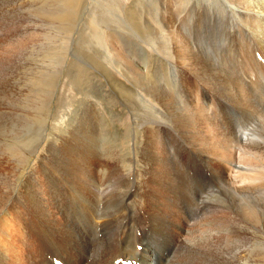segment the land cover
Masks as SVG:
<instances>
[{"label": "rangeland", "instance_id": "rangeland-1", "mask_svg": "<svg viewBox=\"0 0 264 264\" xmlns=\"http://www.w3.org/2000/svg\"><path fill=\"white\" fill-rule=\"evenodd\" d=\"M9 1L0 0V13L4 15L0 18V54L11 62V74L0 70L1 81H5L0 89V221L4 214L11 213L16 200H27V193L38 191L46 196L41 181L42 171L55 165L52 158L44 160L52 155L51 144L61 148V139L75 133L78 146L83 139L79 133L93 131L98 135L101 154L88 180L75 182V196H84L85 200L84 205L75 203V225L81 227L75 235V258L67 247L62 257L42 245L39 252L46 264H147L149 256L152 264H160L156 258L163 264H264V188L258 189L264 186V158H260L264 157V114L244 108L236 86L241 81L250 83L256 91L264 88V15L259 14L264 10L262 0H21L30 4L20 2L16 13L7 16L11 11ZM44 3L50 11L47 20L37 13ZM245 12L252 14L243 16ZM23 15L31 16V20ZM256 22L259 25L255 29ZM26 30L31 35L23 36ZM213 62L221 68L212 69ZM6 82L11 86L7 90L18 95L13 97L4 91ZM158 97H164L165 103ZM197 103L205 104L208 112L199 111ZM91 114L96 124L89 120ZM24 119L30 121L28 127ZM209 126L220 130L219 135L226 140L222 142L219 135L215 139L207 136ZM148 131L157 133V138ZM28 146L35 149L31 155L26 153ZM153 146L166 148L168 154L165 150L161 164H152L150 169L145 151ZM64 163L61 158L54 172L61 183L57 191L64 186ZM233 172L239 184L222 180V175L231 176ZM66 190V195L72 193ZM179 196L190 202L188 208ZM23 205L15 208L31 223L45 228L28 205ZM89 207L90 213L96 212L97 221L85 220ZM249 208L258 224L250 226L246 222L248 215L252 216ZM153 209L159 213L157 221L152 219ZM0 225L6 231L14 229L11 225L6 228L3 220ZM215 225L218 230L214 233L211 230ZM248 232L250 236H246ZM211 234L218 242L214 244L209 238L206 244L222 250L193 255L196 246ZM25 242L21 247L29 250L19 257L22 264L30 261V248L34 247L27 237L21 239V244Z\"/></svg>", "mask_w": 264, "mask_h": 264}, {"label": "bare ground", "instance_id": "bare-ground-1", "mask_svg": "<svg viewBox=\"0 0 264 264\" xmlns=\"http://www.w3.org/2000/svg\"><path fill=\"white\" fill-rule=\"evenodd\" d=\"M171 1V0H170ZM173 1V0H172ZM232 1V0H231ZM246 1V0H245ZM249 1V0H248ZM3 2V1H2ZM20 2H24V3H26V5H29L30 4V2H25V1H21V0H12V1H9V5H10V8H11V11L9 12V14H7V16L9 15V16H12V15H14L15 13H16V11L21 7V5H20ZM174 2V1H173ZM251 2V1H250ZM171 3V2H170ZM262 3H264V0H262ZM261 3V4H262ZM169 4V3H168ZM175 4V3H174ZM248 4H249V2H248ZM234 5H235V3H234ZM259 5V4H258ZM257 5V6H258ZM169 7H170V5H169ZM251 7V6H250ZM254 7H256V6H254ZM164 8V7H163ZM174 8V7H173ZM235 9H236V7H234ZM263 8H264V6H263ZM9 9V8H8ZM172 9V8H171ZM177 9V8H176ZM234 9V10H235ZM255 9V8H254ZM256 9H257V7H256ZM255 9V10H256ZM261 9H262V6H261ZM260 9V10H261ZM39 11L37 12L38 14H39V16L41 17V19H44V20H47L48 18H49V13H50V11H49V8H48V5H46V3H44V4H42L41 5V7L38 9ZM163 10V9H162ZM263 10V9H262ZM21 11V10H20ZM235 11H237V10H235ZM258 11V10H257ZM261 12H262V15H264L263 14V12H264V10L263 11H260V15H261ZM3 13V12H2ZM175 13H176V11H175ZM37 14V15H38ZM176 14H178V13H176ZM252 14V12H245V14H243V16H249V15H251ZM2 14L0 13V18L2 17V16H4V15H2ZM17 15V14H16ZM21 15V14H20ZM31 15H34V12H31ZM175 15V14H174ZM255 15V14H254ZM190 16V15H189ZM24 17V19H26V20H31V16H22V18ZM170 17V16H169ZM177 17H179V16H177ZM237 17H239V16H237ZM159 18V17H158ZM161 18V17H160ZM159 18V19H160ZM191 18H193V17H191ZM233 18V17H232ZM235 18V17H234ZM20 19V18H19ZM36 19V18H35ZM132 19V18H131ZM157 19V18H156ZM3 20V19H2ZM17 20V19H16ZM21 20V19H20ZM129 20V19H128ZM174 20H175V18H174ZM215 20V19H214ZM137 21V20H136ZM142 21V20H141ZM158 21V20H157ZM176 21V20H175ZM178 21V20H177ZM131 22V21H130ZM129 22V23H130ZM135 22V21H134ZM147 22V21H146ZM161 22V21H160ZM170 22V21H169ZM172 22V21H171ZM180 22V21H179ZM184 22V21H183ZM141 22H139V24H140ZM153 23V22H152ZM158 23H159V21H158ZM162 23H163V19H162ZM167 23V22H166ZM173 23V22H172ZM241 23V22H240ZM249 23V22H248ZM138 24V25H139ZM170 24V23H169ZM175 24V23H174ZM177 24V23H176ZM234 24H237V23H234ZM239 24V23H238ZM141 25H143L142 23H141ZM146 25V24H145ZM162 25V24H161ZM164 25V24H163ZM187 25H189V24H187ZM205 25H207V24H205ZM242 25V24H241ZM258 25H259V23H255L254 24V27H255V29L258 27ZM134 26H136L137 27V24L136 25H134ZM147 26H150V25H147ZM175 26V25H174ZM204 26V25H203ZM248 26V25H247ZM130 27H132V26H130ZM144 27V26H143ZM152 27L153 26H151V29H152ZM155 27H157V26H155ZM169 27V26H168ZM176 27V26H175ZM211 27V26H210ZM138 29H139V27H137ZM136 28V29H137ZM159 28V27H158ZM171 28V27H170ZM183 28L185 29L186 27L183 25ZM240 28V27H239ZM246 28V27H245ZM130 29H132V28H130ZM134 29V28H133ZM137 29V30H138ZM144 30H145V27L143 28ZM163 29V28H162ZM167 29V28H166ZM191 29V28H190ZM136 30V31H137ZM144 30H143V32H144ZM181 30V29H180ZM208 30V29H207ZM250 30V29H249ZM30 31V30H29ZM134 31V30H133ZM165 31V30H164ZM168 31V30H167ZM185 31V30H184ZM142 32V33H143ZM146 32V31H145ZM147 32H148V30H147ZM146 32V33H147ZM151 32V31H150ZM154 32V31H153ZM159 32H160V30H159ZM174 32V31H173ZM182 32V31H181ZM206 32V31H205ZM208 32V31H207ZM221 32V31H220ZM138 33V32H137ZM149 33V32H148ZM176 33H177V31H176ZM188 33V32H187ZM235 33V32H234ZM238 33V32H237ZM28 34H30L29 32H28V30H26V34L25 35H23V36H27ZM154 34H156V32L154 33ZM164 34V33H163ZM183 34V33H182ZM202 34V33H201ZM31 35V34H30ZM152 36V35H151ZM168 36V35H167ZM193 36V35H192ZM264 36V35H263ZM162 37V36H161ZM164 37V36H163ZM165 37H166V35H165ZM177 37V36H176ZM167 38V37H166ZM166 38H165V40H166ZM171 38V37H170ZM178 38V37H177ZM177 38H176V40H177ZM191 38V37H190ZM214 38V37H213ZM263 38V37H262ZM159 39V38H158ZM162 39V38H161ZM175 39V38H174ZM194 39H196V38H194ZM206 39V38H205ZM179 40H182L181 38H179ZM170 41V40H169ZM178 41V40H177ZM177 41H176V43H177ZM201 41V40H200ZM247 41V40H246ZM11 42H13V41H11ZM175 42V41H174ZM130 43V42H129ZM165 43V42H164ZM171 43V42H170ZM195 43V42H194ZM247 43V42H246ZM181 44V43H180ZM186 44V43H185ZM189 44V43H188ZM242 44V43H241ZM157 45V44H156ZM165 45V44H164ZM166 45H168L167 44V40H166ZM170 45V44H169ZM172 45V44H171ZM170 45V46H171ZM187 45V44H186ZM199 45V44H198ZM202 45V44H201ZM179 46V45H178ZM182 45H180V47H181ZM200 46V45H199ZM211 46H212V44H211ZM188 47V46H187ZM205 47V46H204ZM182 48V47H181ZM184 48V47H183ZM199 48V47H198ZM201 48V47H200ZM209 48V47H208ZM207 48V49H208ZM248 48V47H247ZM193 49V48H192ZM158 50V49H157ZM172 50V49H171ZM160 51V50H159ZM182 51V50H181ZM190 51H191V48H190ZM164 52H166L165 50H164ZM192 52V51H191ZM190 52V53H191ZM207 52V51H206ZM181 53V52H180ZM199 53H200V51H199ZM161 54V53H160ZM170 54H171V52H170ZM174 54V53H173ZM183 55V54H182ZM204 55V54H203ZM163 56V55H162ZM197 56V55H196ZM200 57H201V55H200ZM207 57V56H206ZM206 57H205V59H206ZM210 57V56H209ZM216 57H218V56H216ZM129 58V57H128ZM63 59V58H62ZM139 59V58H138ZM186 59H187V57H186ZM193 59H194V57H193ZM197 59V58H196ZM200 59V58H199ZM198 59V60H199ZM204 59V60H205ZM210 59V58H209ZM216 59V58H215ZM219 59V58H218ZM0 70L2 71V73L4 72V73H6L9 69H10V66H11V62H10V60L8 59V58H3L2 59V54H0ZM188 60V59H187ZM202 60V59H201ZM212 60V59H211ZM210 60V61H211ZM64 61H65V59H64ZM64 61H63V64H64ZM177 61V60H176ZM209 60H208V63L210 62ZM189 62V61H188ZM135 63V62H134ZM186 63V62H185ZM193 63V62H192ZM196 63H197V61H196ZM207 63V62H206ZM216 62H213V64H212V69L213 68H218V66L215 64ZM219 63V62H218ZM181 64V63H180ZM198 64H199V62H198ZM197 64V65H198ZM61 65V64H60ZM59 65V66H60ZM201 65V64H200ZM206 65V64H205ZM204 65V66H205ZM208 65V64H207ZM225 65V64H224ZM199 66V65H198ZM197 66V67H198ZM199 67H201V66H199ZM220 67V66H219ZM224 67V66H223ZM207 68V67H206ZM208 68H209V66H208ZM221 68V67H220ZM219 68V69H220ZM203 69V68H202ZM205 69V68H204ZM226 69V68H225ZM132 71V70H131ZM202 71V70H201ZM204 71V73H206V70H203ZM213 71V70H212ZM226 71V70H225ZM235 71V70H234ZM9 72V71H8ZM7 72V73H8ZM137 72V71H136ZM194 72V71H193ZM217 71H215V73H216ZM224 72V71H223ZM10 74H11V72H9ZM138 73V72H137ZM212 73V72H211ZM225 73V72H224ZM224 73H223V75L222 76H224ZM228 73V72H227ZM140 74V73H139ZM194 74H196L195 72H194ZM217 74V73H216ZM138 75V74H137ZM206 75V74H205ZM220 75V74H219ZM218 75V76H219ZM10 76V75H9ZM56 76H57V74H56ZM139 76V75H138ZM145 76V75H144ZM214 76H215V74H214ZM227 76V75H226ZM233 76H234V74H233ZM5 77V76H4ZM202 77V76H201ZM232 77V76H231ZM1 78H2V76H1V73H0V89H1V85H2V83H5V81L3 80V81H1ZM145 78V77H144ZM223 78V77H222ZM230 78V77H229ZM139 79V78H138ZM207 79V78H206ZM209 79H210V77H209ZM241 79V78H240ZM47 80V79H46ZM135 80V79H134ZM154 80H156V79H154ZM212 80V79H211ZM215 80V79H214ZM219 80V79H218ZM227 80V79H226ZM225 80V81H226ZM232 80V79H231ZM239 80V79H238ZM138 81V80H137ZM140 81V80H139ZM149 81H150V79H149ZM148 80H146V83L147 82H149ZM206 81V80H205ZM205 81H204V83H205ZM209 81V80H208ZM236 81V80H235ZM213 82V81H212ZM220 82V81H219ZM227 82V81H226ZM233 82V81H232ZM53 83L55 84V76H54V80H53ZM135 83V82H134ZM141 83V82H140ZM150 83V82H149ZM165 83H167V82H165ZM208 83V82H207ZM214 83H216V82H214ZM224 83V82H223ZM230 83V82H229ZM54 84H53V86L52 87H54ZM138 84V83H137ZM152 84H154V83H152ZM6 86H5V88H4V91H7L8 93H11L12 94V96L14 97V96H16V95H18L15 91H11V90H7V87H11L10 86V84H8V82H6V84H5ZM147 85V84H146ZM181 85V84H180ZM212 85H213V83H212ZM222 85V84H221ZM228 85V84H227ZM231 85V84H230ZM153 86V85H152ZM164 86V85H163ZM198 86H199V84H198ZM209 86V85H208ZM219 86V85H218ZM232 86H234V83L232 84ZM236 86H237V89H238V92L241 94V96H239V97H243V107L244 108H251V112H253L254 113V111H257V112H260V113H262V115L264 114V112H263V110H264V88H261V89H258L257 91L256 90H254V88L252 87V85L250 84V83H245V82H241V81H239L238 83H236ZM154 87V89H155V86H153ZM160 87V86H159ZM231 87V86H230ZM152 88V87H151ZM157 88V87H156ZM164 88H165V86H164ZM203 88V87H202ZM213 88V87H212ZM216 88V87H215ZM234 88V87H233ZM236 88V87H235ZM3 89V88H2ZM1 89V90H2ZM160 89V88H159ZM156 90V91H160V90ZM185 89V88H184ZM222 89V88H221ZM224 89V88H223ZM222 89V90H223ZM231 89V88H230ZM16 90V89H15ZM209 90H210V88H209ZM219 90V89H218ZM153 91V90H152ZM171 91V90H170ZM184 91V90H183ZM216 91H217V89H216ZM1 92V91H0ZM185 92V91H184ZM210 92V91H209ZM3 93V92H2ZM225 93H226V90H225ZM236 93V92H235ZM153 94H154V92H153ZM156 94V93H155ZM154 94V95H155ZM191 94V93H190ZM213 94V93H212ZM221 94V93H220ZM223 94V93H222ZM166 95V94H165ZM171 95H173V94H171ZM192 95V94H191ZM225 95V94H224ZM230 95V94H229ZM235 95V94H234ZM236 95H238V94H236ZM184 95L182 94V96H181V98L183 97ZM226 96V95H225ZM157 97V96H156ZM177 97V96H176ZM218 97V96H217ZM222 97V96H221ZM238 97V98H239ZM48 99H49V97H47ZM159 98V97H158ZM192 98V97H191ZM224 98H226V97H224ZM17 99H18V97H17ZM176 99V98H175ZM221 99V98H220ZM223 99V98H222ZM233 99H234V97H233ZM242 99V98H241ZM159 101L161 100L162 101V103H165L164 102V100H166L164 97H161V98H159L158 99ZM185 100H186V98H185ZM239 100V99H238ZM178 101V100H177ZM183 101V100H182ZM189 101V100H188ZM192 101V100H191ZM230 102V101H229ZM235 102H236V100H235ZM242 102V101H241ZM5 103V102H4ZM43 103V102H42ZM171 103V102H170ZM226 103V102H225ZM174 104V102H172V105ZM232 104V103H231ZM238 105V104H237ZM169 106V105H168ZM228 106V105H227ZM235 106V105H234ZM239 106H242L241 104L239 105ZM191 107H193V106H191ZM190 107V108H191ZM196 108H198L199 109V111H201L202 113L203 112H205V113H207L208 112V109H207V107H206V105L205 104H203V103H197L196 104V106H195ZM184 108V107H183ZM194 108V107H193ZM237 108V107H236ZM240 108V107H239ZM238 109V108H237ZM166 110H168L167 108H166ZM195 110V109H194ZM250 110V109H249ZM11 111V110H10ZM163 112H165V111H163ZM250 112V113H251ZM180 113V112H179ZM192 113H193V111H192ZM174 114H176V113H174ZM173 114V115H174ZM247 114V113H246ZM161 115H162V113H161ZM169 115V114H168ZM180 115V114H179ZM191 115V114H190ZM248 116L250 115V114H247ZM252 115H250V117H251ZM179 117V116H178ZM182 117V116H181ZM200 117H202L201 115H200ZM215 117V116H214ZM91 118H92V114L90 115V117H89V120L90 121H92V124H96V122L92 119L91 120ZM165 118V117H164ZM168 118V117H167ZM167 118H165V120L167 119ZM184 118V117H183ZM185 118H187V117H185ZM203 118V117H202ZM218 118V117H217ZM254 118H256V117H254ZM7 118H5L4 119V121L6 120ZM188 119V118H187ZM197 119H198V117H197ZM196 119V120H197ZM263 119H264V117H263ZM168 120V119H167ZM166 120V121H167ZM174 120V119H173ZM172 120V121H173ZM180 120V119H179ZM2 121H3V119L1 118L0 119V124L2 123ZM21 121V120H20ZM84 121H86V119L84 120ZM146 121V120H145ZM184 121H186V119L184 120ZM193 121V120H192ZM204 121H205V118H204ZM208 121H209V119H208ZM213 121V120H212ZM211 121V122H212ZM217 121V120H216ZM251 121V120H250ZM7 122V121H6ZM94 122V123H93ZM147 122V121H146ZM195 122V121H194ZM201 122V121H200ZM235 122V121H234ZM17 123V122H16ZM20 123V122H19ZM30 123V121L28 120V119H24V124L25 125H27V127H28V124ZM148 123H150V122H148ZM159 123V122H158ZM158 123H155V124H158ZM166 123V122H165ZM179 123V122H178ZM193 123V122H192ZM222 123V122H221ZM253 123V122H252ZM21 124V123H20ZM159 124H161V123H159ZM167 124V123H166ZM196 124V123H195ZM207 124H208V122H207ZM206 123H205V125H207ZM30 125V124H29ZM148 125V124H147ZM173 125V124H172ZM171 125V126H172ZM2 126V125H1ZM6 126H7V124H6ZM94 126V125H93ZM174 126V125H173ZM172 126V127H173ZM188 126V125H187ZM196 126V125H195ZM204 126V125H203ZM216 126H217V124H216ZM225 126V125H224ZM231 126V125H230ZM262 126V125H261ZM78 127V126H77ZM82 127V126H81ZM185 127V126H184ZM189 127V126H188ZM205 127V126H204ZM213 127V126H212ZM211 126H209V127H207V133H206V135L208 136L209 134H210V136H211V138L213 139H215L218 135H219V131H218V129L216 128H212ZM163 128V127H162ZM187 128V127H186ZM223 128V127H222ZM225 128V127H224ZM237 128V127H236ZM245 128V127H244ZM0 129H2V128H0ZM11 129H15V127H12ZM145 129V128H144ZM155 129V128H154ZM171 129V128H170ZM4 130V129H3ZM6 131H7V129H5ZM29 130V129H28ZM93 130V129H92ZM149 130V129H148ZM184 130V129H183ZM182 130V131H183ZM244 130H246V128L244 129ZM166 131V130H165ZM185 131V130H184ZM183 131V132H184ZM187 131H188V129H187ZM230 131H232V129L230 130ZM236 131V130H235ZM235 131H233V132H235ZM263 131H264V128H263ZM25 132V131H24ZM149 132V131H148ZM155 132H156V130H155ZM171 132V131H170ZM181 132V131H180ZM221 132V131H220ZM223 132V131H222ZM225 132H226V130H225ZM229 132V131H228ZM237 132H238V130H237ZM79 133V132H78ZM150 133V132H149ZM182 133V132H181ZM193 133V132H192ZM191 133V134H192ZM199 133V132H198ZM224 133V132H223ZM227 133V132H226ZM231 133V132H230ZM246 133V132H245ZM82 137H83V139L81 140V142L79 143V145L78 146H76V141H75V139H76V135H75V133L74 134H69L68 135V137L67 138H65V139H61V148H58V147H56V146H54V145H50V148H49V151L51 152V154L52 155H50V158H45L44 160H48V159H51L52 158V160H54V162H55V165L54 166H51L49 169H47L46 168V170H44V171H42V186H44V188L46 189V196H44L43 194H39L38 193V191H35V192H30V193H32V194H29V193H27L26 195H29V196H26L27 197V200H25V198H23V200L24 201H22L21 202V200H16L15 201V205H13L12 206V211H11V213H9V214H7L6 213V215L4 214L3 215V218L1 217V219L3 220V224L5 225V227L6 228H8V226L9 225H11L14 229H8L7 231L6 230H3V229H0V264H22L21 263V260H20V256H23V253L25 252V251H27V250H29V248H24L23 249V247H21V246H25L26 245V242H25V244L23 245V244H21V239L22 238H28L29 240H30V242H31V244H33V248H30L31 249V256H30V261L28 260L27 261V264H46L45 262V260L44 259H42V257L40 256V252H39V250L42 248V245L46 248V247H48L49 249H51L53 252H55V253H57V254H59L60 256H64V254H65V252H66V247L70 250H72L71 252H72V255H74V258H75V235H76V233L78 232V231H80V229H81V227L79 228V227H76V225H75V203H76V205H84V203H85V200H84V196H75V182H77V183H83L88 177H89V174L90 173H92L94 170H96V165H95V162L94 161H96V160H100V151H98V146H97V142L99 141V138H98V135H96V133L94 132V134H93V131H92V133H79ZM148 134V133H147ZM173 134H174V132H173ZM184 134V133H183ZM247 134V133H246ZM255 134V133H254ZM193 135V134H192ZM198 135V134H197ZM205 135V136H206ZM217 135V136H216ZM228 135H229V133H228ZM227 135V136H228ZM238 135V134H237ZM244 135V134H243ZM260 135H262V134H260ZM100 136V135H99ZM150 136H152V137H154L153 139H155V138H157V136H158V134L157 133H150ZM180 136V135H179ZM233 136H235V135H233ZM14 137V136H13ZM149 137V136H148ZM185 137H187V136H185ZM196 137V136H195ZM220 139H222L223 141L222 142H224V140H226L225 138H226V136H221V135H219L218 136ZM255 137H257V138H259V136H255ZM178 139H179V137H177ZM205 138V137H204ZM228 138V137H227ZM231 138V137H230ZM234 138V137H233ZM232 138V139H233ZM260 138H261V136H260ZM187 139H189V137L187 138ZM187 139H185V140H187ZM235 139H237V138H235ZM245 139H247V138H245ZM250 139V138H249ZM262 139H263V137H262ZM190 141L192 140V139H189ZM230 140V139H229ZM238 140V139H237ZM248 140V139H247ZM149 141V140H148ZM194 141V140H193ZM204 141V140H203ZM217 141V140H216ZM145 142H147V141H145ZM221 142V143H222ZM234 142V141H233ZM247 142H249V141H247ZM31 143V142H30ZM37 142H35V144H36ZM251 143V142H250ZM262 143V142H261ZM34 144V142H33V145H35ZM187 144V143H186ZM198 144V143H197ZM225 144H227V142L226 143H224V145ZM232 144V143H231ZM231 144H230V146H231ZM242 144H244V143H242ZM252 144H253V142H252ZM256 144V143H255ZM32 145V146H33ZM59 145V144H58ZM155 145V144H154ZM194 145H196V144H194ZM228 145V144H227ZM236 145H237V143H236ZM247 145L248 144H246V146L245 147H247ZM258 145V144H257ZM262 145H264V144H262ZM31 146V147H32ZM100 146V145H99ZM221 146H222V144H221ZM226 146V145H225ZM238 146V145H237ZM249 146V145H248ZM27 147L28 148V150H27V152L26 153H28V155H31V153L35 150L34 149V147ZM203 147V146H202ZM220 147V146H219ZM228 147V146H227ZM253 147V146H252ZM251 147V148H252ZM255 147H256V145H255ZM262 147V146H261ZM26 148V147H25ZM30 148H31V150H30ZM145 148V147H144ZM194 148V147H193ZM210 148V147H209ZM218 148V147H217ZM229 148V147H228ZM196 149V148H195ZM220 149H223L222 147L220 148ZM227 149V148H226ZM100 150V149H99ZM165 150H166V152H165ZM193 150V149H192ZM198 150V149H197ZM204 150V149H203ZM248 150V149H247ZM254 150H256V149H254ZM253 150V151H254ZM261 150V149H260ZM10 151H11V149H10ZM14 151V150H13ZM12 151V152H13ZM17 151H19L18 149H17ZM143 151H145V150H143ZM212 151H213V149H212ZM216 151V150H215ZM224 151V150H223ZM227 151V150H226ZM229 151V150H228ZM227 151V152H228ZM259 151V150H258ZM257 151V152H258ZM145 152H147V161L148 162H150L149 163V168L150 169H152V164H161V162H162V160L164 159V152L165 153H167L168 154V152H167V149L166 148H161V150L160 149H158V148H156V147H149ZM210 152V151H209ZM257 152H255V153H253V154H255L256 155V153ZM1 153V152H0ZM5 153V152H4ZM14 153H16V152H14ZM22 153V151L19 153V154H21ZM24 153V152H23ZM196 153V152H195ZM259 153V152H258ZM3 154V153H2ZM202 154H203V152H202ZM227 153L225 152V155H226ZM246 154V153H245ZM263 154V153H262ZM6 155V154H5ZM15 155V154H14ZM24 155V154H23ZM204 155V154H203ZM206 155V154H205ZM247 155V154H246ZM245 155V156H246ZM255 155L254 156H252V157H255ZM1 156V155H0ZM22 156V155H21ZM26 156V155H25ZM211 156V155H210ZM228 156V155H227ZM234 156V155H233ZM249 156V155H248ZM257 156V155H256ZM260 156V155H259ZM263 156H264V154H263ZM10 157V156H9ZM27 157V156H26ZM166 157V156H165ZM220 157V156H219ZM231 157V156H230ZM18 158V157H17ZM24 158V157H23ZM61 158H64L65 159V163H64V171H65V181H64V186H63V188H62V190H60V191H57V187H60V182L58 181V179L55 177V175H54V172H55V170H56V168H58L59 167V163H61ZM213 158H215V157H213ZM221 158V157H220ZM222 158H223V156H222ZM244 158V157H243ZM257 158H259V157H257ZM260 158H264V157H260ZM10 159H11V157H10ZM13 159V158H12ZM11 159V160H12ZM162 159V160H161ZM216 159L219 161V159H218V157H216ZM228 159H230V158H228ZM241 159V158H240ZM16 160V159H15ZM23 160V159H22ZM22 160H20V161H22ZM226 160V159H225ZM257 160V159H256ZM260 160V159H259ZM13 161V160H12ZM17 161H19V160H17ZM120 161V160H119ZM221 161H223V159L221 160ZM241 161H243V160H241ZM250 161V160H249ZM223 162H226V161H223ZM231 161H229L228 163H230ZM244 162H246V161H244ZM248 162V161H247ZM255 162V161H254ZM253 162V163H254ZM263 162V161H262ZM18 163V162H17ZM20 163H22V162H20ZM100 163V162H99ZM131 163V162H130ZM134 163V162H133ZM227 163V162H226ZM225 163V164H226ZM258 163V162H257ZM259 163H261V162H259ZM19 164V163H18ZM224 164V165H225ZM239 164V163H238ZM247 165V164H246ZM252 165V164H251ZM117 166V165H116ZM160 166V165H159ZM241 166V165H240ZM110 167V166H109ZM209 167V166H208ZM223 167V166H222ZM226 167V166H225ZM261 167V166H260ZM41 168V167H40ZM112 168V167H111ZM110 168V169H111ZM145 168H146V166H145ZM259 168V167H258ZM263 168V167H262ZM14 169V168H13ZM161 169H164V167H161ZM232 169V168H231ZM234 169V168H233ZM248 168H246V170H247ZM260 169V168H259ZM258 169V170H259ZM117 170V169H116ZM224 170V169H223ZM16 170H14V172H15ZM57 171V170H56ZM98 171V170H97ZM121 171V170H120ZM171 171V170H170ZM173 171H175V170H173ZM234 171V170H233ZM264 171V170H263ZM4 172V171H3ZM137 172V171H136ZM258 172V171H257ZM259 172H261V171H259ZM159 173V172H158ZM157 173V174H158ZM4 174H6V173H4ZM156 174V173H155ZM168 174V173H167ZM178 174V173H177ZM262 174H264V173H262ZM14 175H15V173H14ZM37 175V174H36ZM39 175V174H38ZM120 175V174H119ZM149 175H150V173H149ZM174 175V174H173ZM240 175H243V174H240ZM244 175H246V174H244ZM10 176V175H9ZM248 176V175H247ZM16 177V176H15ZM14 177V178H15ZM116 177V176H115ZM171 177V176H170ZM174 177V176H173ZM235 177L237 178V176L234 174V172H233V175H229V173L227 174V173H225L224 175H222V180L224 181V180H228L227 182H229V181H231V182H235V183H237V181H235L236 179H235ZM243 177V176H242ZM3 178V177H2ZM11 178H13V176H11ZM13 178V179H14ZM154 178H155V176H154ZM156 178H159V180H160V182H161V184L162 185H164L165 184V182L164 181H162V179H161V177H159L158 175L156 176ZM256 178V177H255ZM258 178V177H257ZM6 179V178H5ZM32 179V178H31ZM243 179V178H242ZM245 179H247V178H245ZM249 179V178H248ZM261 179V178H260ZM60 181H62V178H60L59 179ZM88 180V179H87ZM255 179H253L252 181H254ZM115 181V180H114ZM176 181V180H175ZM242 181V180H241ZM244 181V180H243ZM243 181H242V183H243ZM9 182V181H8ZM101 182V181H100ZM173 182V181H172ZM178 182V181H177ZM256 182V181H255ZM1 183V182H0ZM10 183H12V179H11V182ZM35 183V182H34ZM90 183V182H89ZM249 183V182H248ZM248 183H247V186H248ZM3 184V183H2ZM156 184V183H155ZM167 184V183H166ZM234 184V183H233ZM237 184H239V183H237ZM12 185L13 184H11V187H12ZM120 185V184H119ZM234 185H236V184H234ZM254 185H257V184H255L254 183ZM4 185H2V187H3ZM36 186V185H35ZM168 186H171V184L169 183L168 184ZM7 187V186H6ZM5 187V188H6ZM10 187V186H9ZM88 187V186H87ZM124 187V186H123ZM164 187V186H163ZM8 188V187H7ZM231 188V187H230ZM263 188H264V186L263 185H259L258 186V189H260V190H263ZM37 189V188H36ZM71 190V194L70 195H66L65 194V190ZM172 189V188H171ZM244 189V188H243ZM7 190V189H6ZM11 190V189H10ZM66 190V191H67ZM163 190V189H162ZM3 191H4V188H3ZM149 191V190H148ZM176 191V190H175ZM236 191V190H235ZM264 191V190H263ZM1 193H2V191H0ZM241 192V191H240ZM85 193V192H84ZM110 193V192H109ZM180 193V192H179ZM262 193V192H261ZM264 193V192H263ZM7 194V193H6ZM5 194V195H6ZM244 194V193H243ZM112 195H114V194H112ZM152 195V194H151ZM161 195H162V193H161ZM160 195V196H161ZM257 195V194H256ZM255 195V196H256ZM260 195V194H259ZM2 196V195H1ZM258 196V195H257ZM90 197V196H89ZM97 196H95V198H96ZM179 197H181L182 198V200H183V202H184V207H185V209L186 208H188V203H190L186 198H185V196H179ZM6 198V197H5ZM166 197H164L163 199H162V201L165 199ZM1 199V198H0ZM4 199V198H3ZM18 199V198H17ZM93 199V198H92ZM125 199V198H124ZM2 200V199H1ZM6 200V199H5ZM12 200V199H11ZM148 200H149V198H148ZM264 200V199H263ZM99 200H97V202H98ZM117 201V200H116ZM130 202V201H129ZM128 202V203H129ZM142 202V201H141ZM165 202H167V201H165ZM1 203H2V201L0 202V206H2L1 205ZM12 203V202H11ZM23 203H25V204H27L28 205V208L32 211V213L35 215V218L37 217L42 223H43V225H44V227L45 228H42L41 227V225L39 224V226L40 227H37L36 225H34V223H31L27 218H25L24 217V215L17 209V208H15V206L17 207V206H22L23 205ZM127 203V204H128ZM178 203V202H177ZM3 204V203H2ZM5 204H7V203H5ZM104 204V203H103ZM135 204V203H134ZM145 204V203H144ZM159 203L157 202V204L156 205H158ZM89 205V204H88ZM97 205V204H96ZM109 205V204H108ZM120 205V204H119ZM129 205V204H128ZM127 205V206H128ZM148 205V204H147ZM155 205V206H156ZM24 206V205H23ZM91 206V205H90ZM107 206V205H106ZM117 206V205H116ZM254 206V205H253ZM91 207H93V205L91 206ZM91 207H89L87 210H86V215H85V217H86V219L85 220H87V221H89L90 223H91V221H97L96 219H97V215L96 216H94V214L96 213H94V212H91L90 213V208ZM229 207V206H228ZM3 208V207H2ZM98 208V207H97ZM114 208V207H113ZM130 208V207H129ZM79 209V208H78ZM250 209V208H249ZM21 210V209H20ZM122 210V209H121ZM177 210V209H176ZM250 210H252V209H250ZM249 210V211H250ZM175 211V210H174ZM185 211V210H184ZM187 211V210H186ZM182 212V211H181ZM30 213V212H29ZM104 213H106V212H104ZM112 213V212H111ZM114 213V212H113ZM122 213V212H121ZM124 213V212H123ZM126 213V212H125ZM191 213V212H190ZM251 213V215L252 216H249L248 215V217L247 216H245V217H247V220H246V222L248 223V224H250V226H251V224L253 223V224H258L257 223V221H254V217H253V210H252V212H250ZM161 214V213H160ZM187 214V213H186ZM122 216H123V214H121ZM158 215H159V213L158 212H156V210L155 209H153L152 210V219L154 220V221H157L158 220ZM255 215H257V214H255ZM116 216V215H115ZM118 216V215H117ZM127 216V215H126ZM125 216V217H126ZM77 217V216H76ZM180 217V216H179ZM256 217V216H255ZM116 218V217H115ZM246 219V218H245ZM1 220V221H2ZM91 220V221H90ZM110 220V219H109ZM113 220H115V219H113ZM162 220V219H161ZM236 220V219H235ZM1 221H0V223H1ZM101 221V220H100ZM103 221V220H102ZM118 221V220H117ZM116 221V222H117ZM151 221V220H150ZM240 221V220H239ZM104 222V221H103ZM172 222V221H171ZM230 222V221H229ZM96 223V222H95ZM80 224V223H79ZM226 224V223H225ZM93 225V224H92ZM219 224H217V226H218ZM222 225V224H221ZM0 226H2V225H0ZM167 226V225H166ZM236 226V225H235ZM235 226H233V227H235ZM86 227V226H85ZM228 227V226H227ZM257 227V226H256ZM92 228V227H91ZM248 228V227H247ZM130 229V228H129ZM168 229V228H167ZM166 229V230H167ZM179 229V228H178ZM186 229V228H185ZM262 229V228H261ZM187 230V229H186ZM217 227H216V225H215V227L211 230L212 232H217ZM232 230V229H231ZM236 230V229H235ZM94 231V230H93ZM121 231H122V229H121ZM158 231V230H157ZM168 231V230H167ZM182 231V230H181ZM244 232H247L248 231V229H247V231H245V230H243ZM264 231V230H263ZM161 232V231H160ZM184 232V231H183ZM182 232V233H183ZM190 232V231H189ZM228 232V231H227ZM234 232V231H233ZM85 233V232H84ZM176 233V232H175ZM191 233V232H190ZM209 233V232H208ZM83 234V233H82ZM184 234V233H183ZM183 234H182V236H183ZM189 234V233H188ZM264 234V233H263ZM9 235H11L12 237H9ZM85 235V234H84ZM90 235V234H89ZM177 235L178 234H175V237H173L174 239L177 237ZM185 235V234H184ZM187 235V234H186ZM234 235V234H233ZM251 235V233H246V236H250ZM236 236V235H235ZM91 237V236H90ZM186 237V236H185ZM188 237H190V236H188ZM192 237V236H191ZM11 238V243L9 242V239ZM17 238H19V242L20 243H17ZM117 238V237H116ZM170 238V237H169ZM182 238V237H181ZM180 238V239H181ZM209 238H210V240L212 241V243H214V244H216L217 242H218V240H216L215 238H213L212 237V234H211V236H209V237H204V241H203V243L202 244H198V246H196V248H195V250H193V255H199L200 253V255L201 256H204L203 254H204V252L206 253L207 251L209 252V251H211V250H213V249H215L217 252H220L222 249L221 248H218V247H216L215 245L214 246H212L211 245V243L210 244H206V242L209 240ZM217 238V237H216ZM230 238V237H229ZM247 238V237H246ZM87 239V238H86ZM172 239V238H171ZM192 239V238H191ZM207 239V240H206ZM164 240V239H163ZM232 240V239H231ZM210 241V242H211ZM234 241V240H233ZM85 243V242H84ZM164 243H165V241H164ZM209 243V242H208ZM235 243H237V242H235ZM95 245V244H94ZM162 245V244H161ZM167 245V244H166ZM172 245V244H171ZM190 245V244H189ZM222 245H223V243H222ZM182 246V245H181ZM224 246H226V245H224ZM28 247V246H27ZM144 247V246H143ZM145 247H146V245H145ZM148 247V246H147ZM184 247H186V246H184ZM190 247H192L191 245H190ZM199 247V248H198ZM220 247V246H219ZM235 247V246H234ZM87 248V247H86ZM94 248V247H93ZM170 248V247H169ZM147 249V248H146ZM152 249V248H151ZM98 250V249H97ZM182 250V249H181ZM184 250V249H183ZM189 250V249H188ZM215 250H214V252H215ZM85 251V250H84ZM53 252H51V253H53ZM100 253H102V252H100ZM149 253V252H148ZM163 253V252H162ZM211 253L212 252H210V255H211ZM230 253V252H229ZM54 254V253H53ZM207 255H209L208 253H206ZM214 254V253H213ZM234 254V253H233ZM68 255V254H67ZM100 255H102V254H100ZM154 255V254H153ZM186 255V254H185ZM219 255H220V253H219ZM156 256V255H155ZM206 256V255H205ZM214 256H215V254H214ZM213 256V257H214ZM243 256V255H242ZM170 257V256H169ZM172 257H174V256H172ZM187 257H189V256H187ZM252 257V256H251ZM73 258V257H72ZM151 257L149 256V259H146V261H147V264H152V260L150 259ZM184 258V257H183ZM202 258V257H201ZM200 258V259H201ZM23 259V258H22ZM170 259V258H169ZM204 259V258H203ZM228 259V258H227ZM236 260H238L237 259V257L235 258ZM156 260H158V263H160V264H163L164 262H162L160 259H158V258H156ZM168 260V259H167ZM189 260V259H188ZM182 261H183V259H182ZM186 261V260H185ZM191 261V260H190ZM201 261V260H200ZM72 262H73V260H72ZM184 262V261H183ZM195 262V261H194ZM199 262V261H198ZM48 263V262H47ZM171 263H173V262H171ZM231 263V262H230ZM238 263H239V261H238ZM49 264V263H48ZM74 264H75V262H74ZM184 264H186V262L184 263ZM190 264V263H189ZM194 264V263H193Z\"/></svg>", "mask_w": 264, "mask_h": 264}]
</instances>
